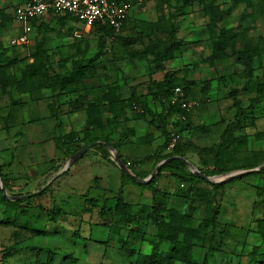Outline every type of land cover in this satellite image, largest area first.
I'll list each match as a JSON object with an SVG mask.
<instances>
[{"label":"rangeland","instance_id":"374dc122","mask_svg":"<svg viewBox=\"0 0 264 264\" xmlns=\"http://www.w3.org/2000/svg\"><path fill=\"white\" fill-rule=\"evenodd\" d=\"M16 1L0 0V43L6 48L5 55L16 58L6 67L8 73L20 76V69L33 60L40 44L50 74L71 72L88 58H93L94 67L91 77L57 95L46 89L39 98L28 99L13 87L0 88L4 177L0 180L9 182L8 194L34 193L17 205L0 199V264H41L48 254L54 257V264H134V255L149 253L154 247L155 226L147 211L134 217L130 227L136 230L130 236L119 217H101L99 213L103 204L96 196L101 194L99 187L105 191L103 196L111 195L104 201L110 208L121 183L133 193L135 213L140 204L150 201L149 187L122 175L116 150L96 143L65 169L69 157L54 141L80 134L85 121V100L78 96L82 87L98 94L109 87L118 93L123 120L96 130L93 138L99 140L107 133L116 140L122 129H136L118 151L129 161L130 171L144 178L161 163L153 187L168 195L166 207L176 208L185 215L186 223L200 228L201 237L192 239L198 259L205 255L209 264L264 260V167L256 170L264 164V102L246 110L247 115H253L252 123H236L231 134L227 130L235 112L230 93L235 90L246 107L256 94L254 87L262 80L263 70L250 56L254 72L247 82L244 65L235 56L214 61L206 58L211 42L205 24L211 16L204 8L209 4L219 8L218 24L229 30L249 26V35L260 39L264 51V0H130L132 9L124 27L106 39L104 48L97 47L98 35L92 30L75 38L74 21L61 22L59 16L38 20L28 41L19 43L21 25L12 13ZM41 22L51 29L39 27ZM171 41L178 47L166 66L191 80L188 98L193 105L169 119L166 128L176 139L169 148V142L161 146L163 136L148 123L163 103L152 99L148 91L164 73L153 68L151 51ZM101 111L103 118L110 115L105 104ZM177 118L183 121L184 129L171 125ZM148 131H154L155 139L139 143L138 136ZM167 154L171 155L169 160L179 157L185 163L172 161L163 166ZM196 170L204 172L206 178L193 177ZM236 174V179L228 178ZM52 204L62 210L56 222L48 221L46 210L39 208ZM214 205L217 221L209 224L207 218ZM112 226L122 229L120 240L124 243L110 233ZM167 246L162 244L161 249ZM8 247L15 248L14 254H3ZM132 248L134 252L128 257Z\"/></svg>","mask_w":264,"mask_h":264},{"label":"trees","instance_id":"16d2710c","mask_svg":"<svg viewBox=\"0 0 264 264\" xmlns=\"http://www.w3.org/2000/svg\"><path fill=\"white\" fill-rule=\"evenodd\" d=\"M22 1V0H17ZM125 1V0H117ZM183 2H190V0H182ZM205 11L211 16V20L205 24L209 32L211 49L207 55L209 61H214L218 59L228 58L235 56L244 65L245 78L250 81L253 78L254 68L250 61V56L257 59L258 66L262 68V80L255 85L254 90L256 92L255 96L249 99V103L246 107H243V101L238 97L235 90L230 94L233 100V106L235 107L234 121L230 122L227 126V130L231 134V128L234 127L236 123H250L253 122V115H247L245 112L247 109H254L256 106L264 102V51L261 48L259 42L260 39L249 35L251 28L249 26H239L233 30H229L224 26L218 24L221 19L222 11L216 6L209 4L204 6ZM61 22L68 20L67 14L54 13L48 10L42 16L34 18L31 20V26L36 24V22L44 17L50 19L58 17ZM73 19V18H71ZM44 20V19H43ZM119 27L122 29L124 27V22ZM48 22V21H47ZM39 27H43L45 30H50L47 23H38ZM98 36L97 47L104 48L105 42L108 37H111L116 29L106 25H94L92 28ZM118 29V30H119ZM33 53V60L26 63L23 68L20 69V76L14 73H8L6 67L10 66L16 61L15 57H9L5 55L6 48L0 43V88L6 90L7 88L13 87L21 94H25L28 99L39 98L43 90H49L55 92L57 95L67 86L76 85L83 78L91 77L94 67L93 58H88L87 63H79L75 70L68 73H52L50 74L45 67L43 62L42 51L44 50L42 44L38 46ZM178 45L174 44L172 41L161 49H154L151 51L153 56L154 65L153 68L158 71H164L162 78L155 83L154 89L148 91L152 99L162 100L161 110L150 118L148 123L154 128V131H158L160 135L163 136L164 140L161 146L166 145L171 139V133L167 130L166 126L169 119L174 115L179 113H184L185 110L182 109L176 102H171L173 89L176 86H180L188 97V91L191 86V80L184 79L176 75V71L171 68H167L166 62L171 61L174 56V50ZM109 87H105L107 90H101L100 94L97 91L90 89V87H82L78 91V96L85 100V121L84 125L80 130V134L65 136L61 139H55V146L58 147L62 153L70 157L72 153L84 147L88 143L94 142L100 143L111 147L119 153V147L124 143L128 142L131 136L136 134V129L134 127H128L122 129L116 140H113L107 133L101 134L99 140L93 138V134L96 130H103L105 125H114L122 121L120 116H123V104L119 101V95L113 90H109ZM106 105V108L110 115L103 118L101 105ZM171 125L177 130H182L185 128L181 118L172 120ZM154 131H148L145 134L138 136L139 143H149L155 139ZM120 157L122 155L119 153ZM171 155H164V159L169 158ZM124 164L130 168V163L127 165L126 161L122 159ZM172 161H176L179 164H184L183 159L176 157L175 159L167 160L163 166L170 165ZM251 167V166H248ZM221 170H219L220 172ZM136 177L144 178V175L133 172ZM160 169L155 173V176L151 178L146 183H140L132 179V182L141 184L149 187L150 189V201L145 204H140L135 213L133 205L136 204L132 201V192H128L124 188V184L121 183L117 193L114 196V205L112 208L103 203L100 206L99 213L102 217L110 214H114L121 219V224L127 227V236L134 235L135 227H130L134 221V217H138L140 214H145L149 217L153 226H155V231L153 235L154 247L149 253L134 255V264H209L205 255L201 259L196 257L195 243L192 239L201 237L200 228L192 227L190 224L186 223L185 215L182 214L176 208H168L165 203L168 199L166 193L161 192L157 188L153 187V183L156 177L159 175ZM204 173V172H203ZM122 175L127 176L122 172ZM0 176L3 177L2 164H0ZM193 177L199 178L197 174H193ZM232 180L236 179L237 176H232ZM6 190L10 191V184L8 181L4 180ZM0 199L5 200L9 205H17L20 202L28 200L31 196L21 199V200H11L7 199L2 195ZM43 193V192H42ZM41 193V194H42ZM22 194L17 192L16 195ZM132 201V202H131ZM40 206V205H38ZM47 212V219L50 222H56L61 216L62 210L60 207L52 204L50 208H44L42 205L39 207ZM26 209H22L21 213L26 214ZM218 208L216 205L211 207V217L207 218L209 224H216L217 221ZM3 222L2 220H0ZM119 224V226L121 225ZM120 228V227H119ZM112 226L109 230L110 233L117 235L122 238V229ZM136 230V229H135ZM121 236V237H120ZM121 241V240H120ZM124 243V241H121ZM162 244H168L167 248L161 249ZM15 252V248L8 247L3 249V254L6 256L12 255ZM39 252L42 253V249L39 248ZM134 252V249H128V257ZM127 257V258H128ZM251 264H261L264 262L263 259H251ZM41 264H54V257L49 255L45 257L44 262ZM103 264V263H100Z\"/></svg>","mask_w":264,"mask_h":264},{"label":"built area","instance_id":"2783aa9c","mask_svg":"<svg viewBox=\"0 0 264 264\" xmlns=\"http://www.w3.org/2000/svg\"><path fill=\"white\" fill-rule=\"evenodd\" d=\"M132 9L130 0H22L16 1L12 7L14 20L21 25L17 36L18 42L28 41L31 32V20L42 16L48 10L58 14H67L84 25L92 28L94 25H106L118 29ZM76 36L80 34L75 33ZM171 102H176L182 109L189 110L193 103L185 96L180 86L173 89ZM175 137H171L169 148L175 144ZM129 164V161H126Z\"/></svg>","mask_w":264,"mask_h":264},{"label":"water","instance_id":"95a60500","mask_svg":"<svg viewBox=\"0 0 264 264\" xmlns=\"http://www.w3.org/2000/svg\"><path fill=\"white\" fill-rule=\"evenodd\" d=\"M94 145V142H91V143H88L87 145H85L84 147L80 148L79 150L75 151L74 153H72L69 157V161L68 163L65 165V169H67L71 163H73L76 159H78L79 157H81L87 150H89L92 146ZM171 157L165 159V161L169 160ZM116 160H117V164L119 166V168L126 174L128 175L129 177H131L132 179L134 180H137L139 182H142V183H146L148 182L152 176L154 175L155 171L157 170V168L159 167V165L161 164H158L155 169L151 172L150 176L148 178H138L136 177L133 173H131V171L126 167V165L124 164L122 158L119 156V153H116ZM264 167V164L260 167H258L256 170H259L261 168ZM196 174L198 176H201L203 178H206V175L203 174L202 172L196 170ZM241 174V173H240ZM238 174L236 175H231L230 177L228 178H231L232 176H237ZM0 189L2 191V195L4 197H6L7 199H11V200H21V199H25L31 195H33L34 193L31 192V193H23V194H19V195H16V194H8L7 191H6V187H5V183L3 180H0Z\"/></svg>","mask_w":264,"mask_h":264},{"label":"crops","instance_id":"0c3cea01","mask_svg":"<svg viewBox=\"0 0 264 264\" xmlns=\"http://www.w3.org/2000/svg\"><path fill=\"white\" fill-rule=\"evenodd\" d=\"M68 21H74V23H75V26H76V28L73 30V32H72V35L75 37V38H80L84 33H89L92 29L90 28V27H88V26H86V25H84L82 22L80 23V21H78V20H76V19H71V18H69L68 19ZM33 29V28H32ZM32 29H31V32H32ZM30 32V33H31ZM79 33L80 35L79 36H76L75 35V33ZM30 33H29V35H30ZM28 35V36H29ZM120 156V155H119ZM119 167V166H118ZM127 167V166H126ZM128 168V167H127ZM120 169V168H119ZM129 169V168H128ZM121 170V169H120ZM130 170V169H129ZM122 171V170H121ZM123 172V171H122ZM124 173V172H123ZM131 173H133L132 171H131ZM134 174V173H133ZM135 175V174H134ZM128 176V175H127ZM138 178H140V177H138ZM137 181V180H136ZM139 182V181H138ZM103 187H99V189L101 190V194L100 195H96L97 197H99L100 198V200H101V202L102 203H104V201L107 199V198H109V197H111V195L110 196H108V195H104L103 196V192H105L103 189H102ZM114 196L115 195H113V201H114ZM97 197H95V198H97ZM90 198V197H89ZM93 199V200H96V199ZM97 204H99V203H97ZM96 204V205H97ZM102 217V216H101ZM105 217V216H104Z\"/></svg>","mask_w":264,"mask_h":264}]
</instances>
